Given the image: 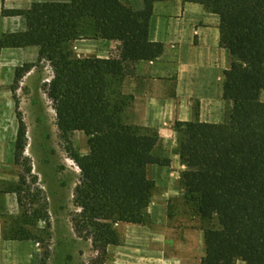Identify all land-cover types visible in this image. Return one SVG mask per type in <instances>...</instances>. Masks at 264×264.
Segmentation results:
<instances>
[{"label":"trees","instance_id":"trees-1","mask_svg":"<svg viewBox=\"0 0 264 264\" xmlns=\"http://www.w3.org/2000/svg\"><path fill=\"white\" fill-rule=\"evenodd\" d=\"M158 1L144 0L142 9L124 0H69L4 10L24 16L28 30L4 34L0 49L37 46L39 61L49 62L54 70L48 94L60 131L64 137L83 131L89 138L90 152L73 154L81 169L74 191L81 210L73 224L79 237L92 240L98 264H104L110 245L121 243L117 224L147 222L156 187L149 168L170 163L155 153L158 130L124 121L129 101L119 91L137 62L155 60L164 51L162 43L149 38ZM186 1L220 16L221 44L231 53L224 81L226 120L175 123L177 153L186 167L181 173L184 196L204 222L206 254L201 264H264V0ZM85 27H94L97 39L119 42L118 55L73 58L72 43L82 38ZM32 67L26 64L16 71L14 92ZM16 105L20 126L15 161L27 165L31 174L25 156L27 124L19 101ZM25 178L22 173L16 191L27 218ZM40 212L33 218H41ZM21 237L30 238L27 233Z\"/></svg>","mask_w":264,"mask_h":264},{"label":"crops","instance_id":"crops-1","mask_svg":"<svg viewBox=\"0 0 264 264\" xmlns=\"http://www.w3.org/2000/svg\"><path fill=\"white\" fill-rule=\"evenodd\" d=\"M47 1L69 0H0V39L7 33L28 30L24 16L6 15L4 10H27L35 3ZM124 1L136 9L144 7V0ZM220 24V16L206 10L202 4L186 0L156 2L149 38L162 43L164 51L155 60L137 62L120 83V94L129 101L123 113L124 121L158 130L159 144L163 145L165 153L176 146V122L222 123L228 116L224 81L225 72L231 67V53L221 44ZM90 30L91 39L72 43L73 58L118 55L119 42L97 39L95 28L90 27ZM26 64L33 67L20 79L14 92L16 71ZM48 66L47 61H39L37 46L0 49V264H42L43 259L45 264H83L96 254L91 239L79 237L73 224L57 223L55 219L52 227L64 230L61 234L64 241L58 245L54 237L48 257L43 254L41 240L21 237V233H27L24 231L30 227L31 220L29 216L25 218V209L16 191L21 168L15 161L20 126L16 102L19 101V111L27 122L29 103L46 83ZM27 126L30 128L29 124ZM169 160L167 166H150L149 177L167 186L176 182L179 177L174 179L170 171L177 163L182 168L185 166L178 154ZM170 188L161 189L152 198L148 207L151 221L119 223L121 243L108 247L104 264H201L206 254L204 230L199 223L170 221L165 199L176 194ZM41 221L37 219L39 224ZM80 242L86 244V252L80 251ZM67 247L71 250L69 255L65 254ZM237 264L246 263L238 261Z\"/></svg>","mask_w":264,"mask_h":264},{"label":"rangeland","instance_id":"rangeland-1","mask_svg":"<svg viewBox=\"0 0 264 264\" xmlns=\"http://www.w3.org/2000/svg\"><path fill=\"white\" fill-rule=\"evenodd\" d=\"M91 37L90 27H85L81 39L86 40ZM50 66L46 69V83L42 84L40 89L34 93L29 103L26 123L30 125V128L27 126L28 146L25 156L30 159L27 164L32 167V173L26 172L27 165L21 166L19 169V176L24 173L26 177V185H23L26 195L24 202L31 220L30 227L24 232H27L32 239L42 241L43 254L47 255L46 257L50 255V246L54 243V237L58 245L64 241L61 238L64 230L59 226L53 229L52 221L55 219L56 222L73 224L75 215L81 210L74 203L73 194L81 178V169L73 158V154L86 155L90 152L89 138L83 131H75L68 137H64L58 127L54 101L48 94L49 84L54 77V70ZM174 137L176 146L169 148L165 153L163 145L159 144L155 151L157 156L164 159L175 158V155L178 154V142L177 135ZM185 169L186 167L182 168L177 163L170 174L175 177L174 179H177L176 176L179 178L176 182L169 183L168 186L154 180L156 187L152 198L158 195L161 189L173 188L176 191L175 196L165 199V204L168 202L170 221L199 223L200 226H203L204 222L194 215L184 196L180 176ZM150 174L154 176V172L151 171ZM36 210H41L42 221L40 224L36 218H33ZM150 211L151 209L148 208L147 222L152 220ZM118 225H116L117 229ZM55 233H58V236H54ZM86 247L84 242L79 243L80 251L86 252ZM70 253L71 250L67 247L65 254L69 255ZM97 259L98 251L94 256L88 258V262L84 261L83 264H98Z\"/></svg>","mask_w":264,"mask_h":264}]
</instances>
